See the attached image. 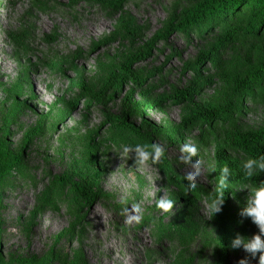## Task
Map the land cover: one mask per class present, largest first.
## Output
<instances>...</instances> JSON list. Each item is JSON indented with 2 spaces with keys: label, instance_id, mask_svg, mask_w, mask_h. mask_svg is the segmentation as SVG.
<instances>
[{
  "label": "rangeland",
  "instance_id": "rangeland-1",
  "mask_svg": "<svg viewBox=\"0 0 264 264\" xmlns=\"http://www.w3.org/2000/svg\"><path fill=\"white\" fill-rule=\"evenodd\" d=\"M197 1L0 0V139L18 155L0 179V264H264V168L223 134L264 129V73L224 123H186L175 96L196 81L194 102L233 107L234 83L264 71V25L209 60L218 23L174 28ZM125 115L144 138L111 124ZM145 144L190 200L167 205L176 185Z\"/></svg>",
  "mask_w": 264,
  "mask_h": 264
},
{
  "label": "trees",
  "instance_id": "trees-1",
  "mask_svg": "<svg viewBox=\"0 0 264 264\" xmlns=\"http://www.w3.org/2000/svg\"><path fill=\"white\" fill-rule=\"evenodd\" d=\"M100 2L111 5L113 8H118L121 0H99ZM181 19L174 27L179 32L185 30L188 32L191 28L201 31L202 24L213 20L219 24V30L223 34L219 36L215 46L211 47L209 51L203 53L205 58L209 60L213 59L216 50L224 45L228 41H236L241 35L251 33L254 34L262 25H264V0H198L193 6L184 8L180 12ZM232 18V21H229ZM234 22V27H225V23ZM122 24L129 29L131 24V19L122 20ZM171 25H168V29ZM208 28V25H207ZM166 31H162L157 36L161 39H165L167 36ZM241 34V35H240ZM129 63L124 64V69L136 81V76L129 68ZM188 67L194 69L195 66L188 64ZM264 68V66L262 67ZM262 69H256L254 74L247 76L244 79L234 83V93L239 95V100L233 107L228 104H224L221 107H213L210 104H198L193 101L192 96L195 91L200 87L199 82L194 81L193 85L188 89L175 90V96L180 98H185L189 102V113L184 117L186 123H190L192 120H201L205 122L206 125L210 124L214 118L219 117L221 123L230 120L234 112L241 108L240 101L243 96L247 93L253 92V86L260 80V74H263ZM259 76L256 79V75ZM110 82L113 83V88L117 89L122 84V78L110 76ZM142 81V80H140ZM229 82V81H228ZM79 86L82 90H86L84 82L80 81ZM129 100V99H128ZM136 107L142 105L140 103L133 102ZM73 105V104H71ZM111 124L113 126H118L117 128H124L123 130H130L135 133L138 137L144 138L139 131V127L132 123H129L126 119V115L121 118L115 116L110 117ZM142 123L151 131L159 133L161 131L160 127L153 125L151 122L142 119ZM34 129L33 131H35ZM224 139L226 142L232 144L238 150H240L245 155L254 159L257 164L264 168V129L258 131H245L238 132L236 128L224 129L223 130ZM151 154L155 155L160 163V168L164 173L168 175V180L170 183L176 185V191H174L170 197L167 199V205H171L174 201L178 200H190V196L187 194L186 189L183 187L181 182H178L177 178L170 176L169 164L166 162L163 152H157L151 150V148L145 144L144 145ZM217 161L219 163L228 165L229 167L237 169L235 161L230 159L225 153L222 147L218 146L217 149ZM18 163V155L14 154L9 150L7 145L2 139H0V179L7 177L11 170ZM89 176H84L82 182H85ZM76 184L77 192H79L80 200H77L76 206L82 207L83 204L89 201L88 195L84 192L83 183ZM227 192L226 188H221L219 190V196L224 197ZM1 232V229H0Z\"/></svg>",
  "mask_w": 264,
  "mask_h": 264
},
{
  "label": "bare ground",
  "instance_id": "bare-ground-1",
  "mask_svg": "<svg viewBox=\"0 0 264 264\" xmlns=\"http://www.w3.org/2000/svg\"><path fill=\"white\" fill-rule=\"evenodd\" d=\"M39 100H42V96H40V95H39V97H38V101H39ZM26 103L30 105L29 102H26Z\"/></svg>",
  "mask_w": 264,
  "mask_h": 264
}]
</instances>
